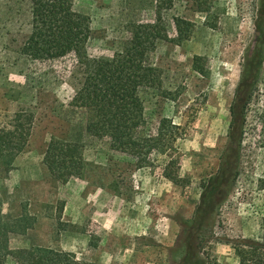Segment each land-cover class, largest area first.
<instances>
[{
	"label": "rangeland",
	"instance_id": "1",
	"mask_svg": "<svg viewBox=\"0 0 264 264\" xmlns=\"http://www.w3.org/2000/svg\"><path fill=\"white\" fill-rule=\"evenodd\" d=\"M155 5L74 0V9L90 20L87 54L112 57L129 39L130 25L154 20ZM160 17L176 41L156 44L150 61L157 86L141 97L148 128L160 118L179 126L171 153L181 182L161 176L163 156L152 157V168H137L131 157L83 138L84 174L61 184L47 173L43 156L52 137L80 139L84 117L69 106L72 57H23L29 5L0 0V128L16 113L32 117L22 152L8 168L0 160V227L8 249L50 247L89 264H237L234 244L260 241L264 0H173ZM176 20L189 28L182 40ZM236 104L243 106L244 119L238 158L230 155L229 142ZM21 123L27 125L24 118ZM5 264L15 262L7 256Z\"/></svg>",
	"mask_w": 264,
	"mask_h": 264
},
{
	"label": "trees",
	"instance_id": "2",
	"mask_svg": "<svg viewBox=\"0 0 264 264\" xmlns=\"http://www.w3.org/2000/svg\"><path fill=\"white\" fill-rule=\"evenodd\" d=\"M21 1L29 5L30 30L20 54L34 62H50L71 56L69 79L73 96L69 106L79 110L84 117L79 141L52 137L48 142L43 165L51 179L65 184L83 176L86 168L83 138H89L103 144L110 152L131 157L137 168L154 167L153 156L167 158L159 165L161 176L179 184L178 158L171 153H176V142L181 136L179 126L160 118L153 129L148 128L141 97L143 90L157 86V69L150 61L156 44L176 41L168 38L160 17V9L171 7L173 0H154V20L130 25L129 39L110 58L87 54L86 47L92 34L90 20L74 9V0ZM185 25L183 21L176 20L180 40L189 32ZM252 87L250 83L247 85L248 95ZM237 92H240V87ZM239 106L236 104L231 109L229 133L230 155L235 158H238L244 121L243 106ZM22 118L27 125H22ZM31 120L30 114L16 113L9 126L0 128V160L6 168L25 147ZM259 122L264 144V105ZM259 183L264 189V178ZM262 227L260 241L243 239L234 244L237 264H264V220ZM4 230L1 226L0 264H5L7 256L15 264H89L77 259L73 253L50 247L10 250ZM181 264H188V261L183 259Z\"/></svg>",
	"mask_w": 264,
	"mask_h": 264
}]
</instances>
